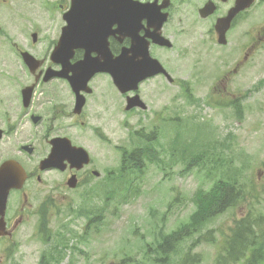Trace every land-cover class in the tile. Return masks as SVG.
<instances>
[{
    "label": "rangeland",
    "instance_id": "1",
    "mask_svg": "<svg viewBox=\"0 0 264 264\" xmlns=\"http://www.w3.org/2000/svg\"><path fill=\"white\" fill-rule=\"evenodd\" d=\"M14 5L13 1L8 6L15 10ZM22 5L44 34L42 48L37 50L45 58V41L57 29L38 6L32 7L31 0ZM21 23L29 28L0 7V127L10 131L0 140V163L14 158L27 169H36L47 140L61 132L88 151L91 167L100 175L83 177L78 188L65 190L60 187L62 173L58 171L40 173L39 182L31 177L25 184L30 203L23 202L21 193L10 201L11 210L16 200L26 209L12 238L0 239V264H178L188 249L198 252L201 264H210L235 220L250 207L251 213L264 216V41L253 50L254 35L264 30V0H256L247 10L248 54L241 68L232 69L237 53L226 56V51L234 52L233 44L214 49L195 26L193 46L180 58L182 72L176 77L181 85L165 82L161 90L162 84L154 79L142 86L154 101L145 117H131L123 106L116 107L113 88L105 94L102 88L107 79L99 76L93 83L98 93H104L103 99H88L83 125L61 112L53 118L41 113L43 121L36 127L29 121L17 123L20 103L12 101L8 90L11 83H28L29 77L13 57L9 42L22 41ZM186 38L179 37L180 43ZM227 64L231 71L222 76ZM48 85L55 100L69 94L63 81ZM43 98L48 99L46 92L37 93L36 103H44ZM61 109L63 105L56 106ZM35 132L41 147L34 156L21 155L13 145ZM151 132L154 157L146 159L140 171L133 170L121 185L110 181L122 165V155L141 147L140 136ZM227 177L242 185L243 200L207 223L201 236L177 245L164 263L155 262L154 246L165 234L188 224L195 213V191H205ZM96 210L100 218L88 222ZM61 235L67 241L63 250L56 246Z\"/></svg>",
    "mask_w": 264,
    "mask_h": 264
},
{
    "label": "flooded vegetation",
    "instance_id": "2",
    "mask_svg": "<svg viewBox=\"0 0 264 264\" xmlns=\"http://www.w3.org/2000/svg\"><path fill=\"white\" fill-rule=\"evenodd\" d=\"M50 2L53 7L52 17H54L56 23L68 24L74 22L84 26L89 21L91 25L96 26L98 41H101L103 36L107 38V46L113 57L118 56L122 48L129 47L131 42L129 37H123L122 40H119L117 13L119 9V0H50ZM73 2L75 3L76 8L72 11L71 6ZM127 2H132L133 4L147 5L149 7V13L147 14V16H140L139 18V30L137 34L139 37H142L145 41L148 42V49L150 55L154 58H157L164 66H167L171 73H173L174 71L178 70L176 60H178L179 58L178 52L181 51V48L177 47V52L175 56H173V58L168 59L165 55L170 48L154 44L148 37V34L153 31L154 26H156L159 23V20L162 19L163 14H166L167 18L166 21L161 24L160 33L162 34V36L169 38L172 42H175L176 40H178L179 35L184 33H190L192 31V27L200 21V19H197L198 10L205 3L211 2L214 6V14H218V12L228 10L234 4L235 0H127ZM63 15H67L68 19H63ZM242 15L243 14H238L236 16L229 32L234 30L236 27H240V18L242 17ZM211 30L212 32H214L213 29ZM33 31H25L23 36L24 38H22V41H20L21 47L19 51H27L32 56L38 58L40 57L41 53H39L37 49L39 48L40 50L42 48L40 46V42H42L43 39L41 36V31H38V29L36 28V34L38 35L36 37V41H28L27 36H30ZM56 41V37H51V39L46 41V45L45 47H43L44 49L42 50V54H49L53 47L56 45ZM96 44L97 43H94L90 47L95 48ZM244 45L245 43L239 44L238 47L242 48ZM84 54L85 49L83 47L74 48L72 50V61L81 59ZM97 54V52H90V56H96ZM40 69H36V72L41 75L42 70ZM96 75H103L109 79V76L107 74ZM156 77H158L159 79H163L162 75H158ZM94 78H92V80ZM24 86L25 85H20V90ZM43 87V83L40 82L39 77L37 79V83L34 85V93H32L31 96L32 102L30 103V106L22 108L20 117L24 121L30 118V110L34 107L33 102H35L36 100L35 94L39 88ZM110 88H113L112 85H105V91ZM110 91L112 90L110 89ZM115 91L117 94H119L117 90ZM93 92L94 90L92 89L91 93L85 95L86 101L88 96L93 94ZM136 92L143 101L148 102V93H145V91L139 87ZM116 93L115 98H117ZM134 93L135 92H132L131 94ZM103 94L104 93L102 91L98 93L97 98L99 101L103 99ZM122 97H124V95H122ZM19 98L20 91L18 94V99ZM72 98L74 101L73 95ZM68 100L69 98L67 99V101ZM140 110V108H133L131 111L137 112ZM69 115L71 117L77 116V118L79 119V123L83 124L84 121L82 120V118L85 116V109H82L80 114L76 116H72L71 112L69 111ZM32 146L35 149L38 144L32 142ZM66 173L67 175L73 174L74 170L67 169ZM78 173L79 171L77 172V174Z\"/></svg>",
    "mask_w": 264,
    "mask_h": 264
},
{
    "label": "water",
    "instance_id": "3",
    "mask_svg": "<svg viewBox=\"0 0 264 264\" xmlns=\"http://www.w3.org/2000/svg\"><path fill=\"white\" fill-rule=\"evenodd\" d=\"M251 0H243L242 4L248 5ZM128 9V10H127ZM126 10H121V13H129L132 7ZM239 10L235 8L231 11L230 16L223 19H218L216 28L218 26L222 28V33L219 34V42L223 43L224 31L229 26V21L232 14ZM126 25L120 27L121 36H132L136 27L133 25L130 19L126 18ZM63 41V36L61 42ZM67 42L71 45L79 43H92V37L87 34L86 36L69 37ZM65 43V42H64ZM145 44L134 39L131 48L128 50L133 55L127 57V52L122 53L115 59H111L109 55H101L98 58H84L82 61L74 64L75 78L71 81L72 87L76 93H78L80 86L85 85L89 76L95 71L108 72L115 85L121 90L126 91L132 84H136L139 80L150 76L157 72L154 60L150 59L147 54ZM60 62L63 70H66V60L63 56H59L55 59ZM87 71H89L87 73ZM79 101V100H78ZM82 101L78 102L77 106L80 107ZM129 108V106L127 107ZM52 148L46 158L40 161L39 168L41 170L48 168L64 169V160L71 162L72 166L80 168L83 163L88 161L87 155L82 148L71 146L70 142L66 138L53 139L50 141ZM24 179L23 169L15 161H6L0 166V214H3L6 197L10 188H20ZM74 178L69 181L70 186L73 185ZM2 225L0 224V234Z\"/></svg>",
    "mask_w": 264,
    "mask_h": 264
},
{
    "label": "trees",
    "instance_id": "4",
    "mask_svg": "<svg viewBox=\"0 0 264 264\" xmlns=\"http://www.w3.org/2000/svg\"><path fill=\"white\" fill-rule=\"evenodd\" d=\"M137 154V153H136ZM131 159V158H129ZM129 163V162H128ZM235 181L218 180L208 191L197 190L193 201L196 211L190 217L189 223L165 235L156 246L157 254L153 260L164 263L175 247L195 235L201 236L207 223L235 205L239 198ZM262 217L254 216L235 221L225 235L224 245L216 257L214 264H264V244L261 241L264 228ZM253 224H258L253 227ZM178 261L179 264H197L200 261L197 254L186 252Z\"/></svg>",
    "mask_w": 264,
    "mask_h": 264
}]
</instances>
